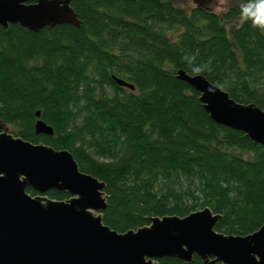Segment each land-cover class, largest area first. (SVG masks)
<instances>
[{"label": "trees", "instance_id": "16d2710c", "mask_svg": "<svg viewBox=\"0 0 264 264\" xmlns=\"http://www.w3.org/2000/svg\"><path fill=\"white\" fill-rule=\"evenodd\" d=\"M241 4L217 14L174 0H71L78 25L0 26V119L23 139L68 149L102 180L101 219L116 231L206 205L221 214L214 229L251 232L264 223V145L209 118L174 73H193L185 55L210 61L209 81L264 109V30L241 22ZM36 109L52 134L34 132Z\"/></svg>", "mask_w": 264, "mask_h": 264}, {"label": "water", "instance_id": "95a60500", "mask_svg": "<svg viewBox=\"0 0 264 264\" xmlns=\"http://www.w3.org/2000/svg\"><path fill=\"white\" fill-rule=\"evenodd\" d=\"M191 1L213 11L215 0ZM9 23L37 31L79 20L71 0H0V26ZM174 73L198 93L209 118L264 145V109L220 87L209 94L216 84L202 73L181 67ZM112 80L134 87L116 75ZM34 114V132L52 134L39 110ZM51 188L68 196L50 198L45 192ZM105 206L104 182L80 170L68 149L23 139L0 119V264H157L163 256L192 264L194 254L199 264H264V223L245 234L223 233L213 227L221 214L205 205L184 215L148 216V223L116 231L102 222Z\"/></svg>", "mask_w": 264, "mask_h": 264}, {"label": "clouds", "instance_id": "9594fccd", "mask_svg": "<svg viewBox=\"0 0 264 264\" xmlns=\"http://www.w3.org/2000/svg\"><path fill=\"white\" fill-rule=\"evenodd\" d=\"M240 9L241 22L251 20L254 27L264 30V0H246V2L241 4ZM183 59L192 66L193 73L197 75L209 70L207 65L211 63L209 61L207 64H198L194 55H185ZM219 87H223V85L210 86L207 91L209 94H214Z\"/></svg>", "mask_w": 264, "mask_h": 264}, {"label": "rangeland", "instance_id": "374dc122", "mask_svg": "<svg viewBox=\"0 0 264 264\" xmlns=\"http://www.w3.org/2000/svg\"><path fill=\"white\" fill-rule=\"evenodd\" d=\"M174 1L177 2L179 5H184V6L193 5L191 0H174ZM231 4H241V0H215V2L211 4V9L215 13L220 14L221 12L226 10L227 7H229ZM223 23L227 28L229 24L227 22H223ZM7 126H8V130L12 133L16 130V128L10 123H7Z\"/></svg>", "mask_w": 264, "mask_h": 264}, {"label": "flooded vegetation", "instance_id": "af4514ba", "mask_svg": "<svg viewBox=\"0 0 264 264\" xmlns=\"http://www.w3.org/2000/svg\"><path fill=\"white\" fill-rule=\"evenodd\" d=\"M200 262V261H199ZM199 264V263H198ZM218 264H220V263H218Z\"/></svg>", "mask_w": 264, "mask_h": 264}]
</instances>
